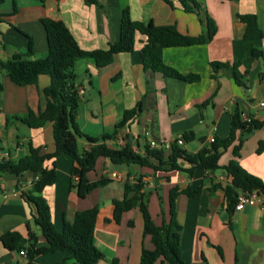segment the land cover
I'll list each match as a JSON object with an SVG mask.
<instances>
[{"label": "crops", "instance_id": "0c3cea01", "mask_svg": "<svg viewBox=\"0 0 264 264\" xmlns=\"http://www.w3.org/2000/svg\"><path fill=\"white\" fill-rule=\"evenodd\" d=\"M5 0L0 3V59L8 60L16 53L27 51L28 39L19 31L31 35L34 53L31 59L48 55V43L41 18L62 20L80 46L86 50L106 48L119 39L122 12L129 8L131 17L139 21H153L158 25L176 24L187 35H200L207 30L199 12H187L180 0ZM206 14L216 25V34L205 44L168 47L163 51L165 63L179 71L199 74L200 81L185 82L164 76L158 71H145L141 50L146 36H136L135 49L115 56L112 64L98 69L94 60L80 58L75 65V83L81 102L75 117L79 128L87 135L100 137L112 133L126 109L142 104V112L120 128L117 137L108 142L112 146L126 143L144 154L147 146L171 153V144L185 133L194 138L179 144L195 153L208 144L211 136L229 135L233 115L238 110L243 120L247 116L264 121V56L255 57L252 48L264 49V36L244 38L246 25L237 14L254 13L264 32V0H199ZM16 5V10H15ZM213 61L239 62L246 86L237 84L229 68L215 72ZM215 73V75H213ZM0 160L18 161L28 153V142L40 147L42 153L53 152L55 143L52 122L41 128H31L16 116L25 117L29 109L40 113L47 101L49 75H41L37 83L15 84L7 71H0ZM209 105L198 106L206 101ZM204 137L205 142L200 138ZM264 126L245 133L237 131L233 143L223 149L220 164L239 162L264 182ZM82 151L89 147L85 137L78 139ZM8 154V155H7ZM55 162L57 181L47 186L43 194L52 213L55 227L62 230L65 220L72 221L76 211L99 205L95 229V245L105 254L98 264H140L144 247L153 249L151 235L144 233V219L139 208L123 213L120 222L114 219L115 199L124 195V183L135 181L140 175L147 182L149 210L157 224L169 216V193L173 187L200 189L194 195L180 194L177 198V218L182 225L181 249L186 264H264V209L247 205L229 211L224 187L231 179L223 169L197 168L193 176L185 172H154L149 167L114 164L105 157L97 159L95 169L88 173L91 180L111 179L104 187L94 189L80 198L70 187L73 159L59 155L46 161ZM27 182V183H23ZM32 181H18L19 189L0 183V236L17 230L27 235V221L31 208L21 195ZM151 182L153 184H151ZM22 183V184H21ZM130 221L134 224L130 225ZM32 229L37 227L32 223ZM38 232V231H37ZM39 234V242L45 238ZM25 254L7 249L0 242V264H25ZM32 264H78L64 251L38 255ZM155 264H163L159 259ZM167 264V263H164Z\"/></svg>", "mask_w": 264, "mask_h": 264}, {"label": "trees", "instance_id": "16d2710c", "mask_svg": "<svg viewBox=\"0 0 264 264\" xmlns=\"http://www.w3.org/2000/svg\"><path fill=\"white\" fill-rule=\"evenodd\" d=\"M5 0H0L4 2ZM45 2V0H39ZM171 3V1L167 0ZM87 4H97V0H85ZM183 9L187 12H199L201 21L207 25V30L200 35H187L179 31L176 24L158 25L153 21H139L131 17L129 8L122 12L119 39L108 43L106 48L86 50L82 48L62 20L49 17L41 18L48 43V55L44 58L31 59L34 53L33 37L19 30L27 39L28 46L25 53H16L8 60L0 59V71H7L12 81L20 86L32 85L38 82L41 75H49L51 83L47 88L48 101L40 113L29 109L25 117L16 116L31 128H41L52 122L55 150L42 153L41 148L28 142V153L18 161L10 159L0 160V180L6 174L26 176L28 171L37 172L38 176L31 182L27 190H21V195L31 208V219L27 221V235L17 230L6 231L0 236V242L12 251L26 252L25 264H32L33 259L42 254L64 251L70 254L78 264H98L105 259V254L95 245V229L100 211L99 205L76 211L72 221L65 220L62 230H58L53 222L51 207L43 194L47 186L57 181L55 162L52 167L45 165L46 161L59 155H68L73 159L71 166L70 187L74 188L80 198H85L94 189L104 187L111 181L108 177L91 180L88 173L95 169L97 159L105 157L114 164L140 165L149 167L154 172H185L193 176L197 168L206 170L223 169L231 181L224 187L225 201L229 211H233L240 192L259 190L264 192L263 180L247 171L238 161L232 160L227 165L220 164L223 149L228 148L236 138L238 130L248 133L264 126V121L252 119L243 120L238 110L233 115L229 135H216L214 142L204 145L199 151L191 153L178 144H171V153L165 155L161 148L147 146L144 154L134 150L131 144L112 146L120 128L130 123L141 114L142 104L138 102L134 107L126 109L122 118L116 123L112 133H105L100 137L85 134L75 122V117L81 102L79 87L75 83L76 61L80 58H90L95 61L100 70L112 64L115 56L122 52H131L135 49L138 33L146 36V42L141 54L145 71H158L164 76L174 77L185 82L200 81L201 76L195 73L183 74L176 67L165 63L163 51L168 47L192 46L210 42L216 34L214 20L205 12V6L199 0H180ZM15 5V10H16ZM245 23L244 38L247 40L259 39L264 32L259 26L257 15L254 13L237 14ZM255 57L264 56V49L252 48ZM211 66L215 72L222 68H229L235 82L246 86L243 74L239 70V62L229 63L213 61ZM215 75V73L213 74ZM0 87L2 84L0 82ZM210 100L200 104L199 108L209 105ZM85 137L89 147L79 148L78 139ZM185 141L194 138L192 132L185 133ZM203 143L204 137L200 138ZM264 140L260 141L258 152L263 151ZM27 183V182H23ZM22 184V183H21ZM147 182L140 175L135 181L127 180L124 183V195L115 199L114 219L120 222L124 212L139 208L144 219V233L151 235L154 248L144 247L140 264H155L159 259L167 264H186L181 249L182 225L177 218V198L180 194L196 195L200 189L191 187H173L169 193V216L161 224H157L149 210L151 191L146 188ZM14 188L19 189V185ZM32 223L37 231L32 229ZM134 222L130 221V225ZM45 238V244L39 242V234ZM111 264H118L113 258Z\"/></svg>", "mask_w": 264, "mask_h": 264}, {"label": "built area", "instance_id": "2783aa9c", "mask_svg": "<svg viewBox=\"0 0 264 264\" xmlns=\"http://www.w3.org/2000/svg\"><path fill=\"white\" fill-rule=\"evenodd\" d=\"M258 104H259V106L261 108L264 109V99L259 101ZM252 119H254L253 116L245 117L246 121H251ZM209 141L210 142H214L215 141V136H211L209 138ZM183 142H184V139H183V137H181L178 140V144H183ZM151 145L155 146L156 142L152 141ZM151 184H153V183L151 182ZM247 205H255V206H259L261 209H264V192L259 191V190H254L252 192H247V191L240 192L239 197H238V201H237V203L235 205L236 208L237 209H242V208H244ZM21 253L26 254V252H24V251H22Z\"/></svg>", "mask_w": 264, "mask_h": 264}, {"label": "water", "instance_id": "95a60500", "mask_svg": "<svg viewBox=\"0 0 264 264\" xmlns=\"http://www.w3.org/2000/svg\"><path fill=\"white\" fill-rule=\"evenodd\" d=\"M183 74H186V72H183ZM140 167V165H138ZM38 176L37 172L28 171L26 176H19L17 174H6L2 180L6 182L7 187L11 188L12 186H15L18 181H33ZM1 183V180H0Z\"/></svg>", "mask_w": 264, "mask_h": 264}]
</instances>
